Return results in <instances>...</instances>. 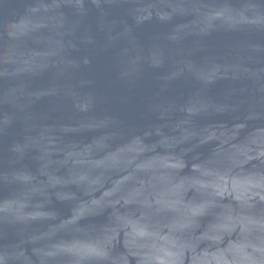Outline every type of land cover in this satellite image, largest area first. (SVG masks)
<instances>
[{"label":"water","instance_id":"water-1","mask_svg":"<svg viewBox=\"0 0 264 264\" xmlns=\"http://www.w3.org/2000/svg\"><path fill=\"white\" fill-rule=\"evenodd\" d=\"M0 264H264V0H0Z\"/></svg>","mask_w":264,"mask_h":264}]
</instances>
